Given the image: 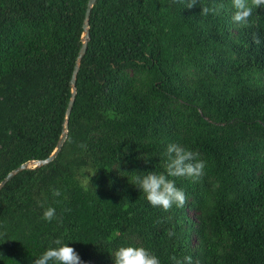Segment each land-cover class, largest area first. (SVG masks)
Masks as SVG:
<instances>
[{
    "label": "trees",
    "instance_id": "1",
    "mask_svg": "<svg viewBox=\"0 0 264 264\" xmlns=\"http://www.w3.org/2000/svg\"><path fill=\"white\" fill-rule=\"evenodd\" d=\"M87 2L0 0V181L57 145ZM186 3L93 4L64 142L0 190V264H33L56 239L82 264L127 245L160 264H264V6L242 26L231 0ZM170 143L206 166L170 177L187 202L165 211L131 183L164 171Z\"/></svg>",
    "mask_w": 264,
    "mask_h": 264
},
{
    "label": "clouds",
    "instance_id": "2",
    "mask_svg": "<svg viewBox=\"0 0 264 264\" xmlns=\"http://www.w3.org/2000/svg\"><path fill=\"white\" fill-rule=\"evenodd\" d=\"M199 0H187L186 8L191 9ZM233 9L232 20L234 23L247 26L253 16V9L264 6V0H231ZM223 5L217 6L215 2L209 6L201 7V13L205 16L209 14H219ZM259 43V40H256ZM81 148L86 145L81 144ZM167 162L163 172L146 171L136 172L132 180V185L140 189L153 207H161L168 211L173 204L183 207L187 202L185 192L178 188L174 179L170 177H189L194 181L199 180L204 175L206 162L199 159V153L187 150L182 146L170 143L166 148ZM147 162V161H146ZM92 175H95L93 173ZM91 175V176H92ZM89 177L84 178V183H90ZM53 196H60L59 188L52 189ZM43 207V205H41ZM69 211V209H65ZM56 218V209L47 207L43 211L42 219L51 222ZM174 233L169 232V235ZM56 247H48L38 258L34 259L33 264H82L81 258L76 250L64 243L61 239L53 241ZM114 264H160L159 258L150 250L143 246L127 245L119 247L113 256ZM174 264H192L191 256L184 260L171 257Z\"/></svg>",
    "mask_w": 264,
    "mask_h": 264
},
{
    "label": "water",
    "instance_id": "3",
    "mask_svg": "<svg viewBox=\"0 0 264 264\" xmlns=\"http://www.w3.org/2000/svg\"><path fill=\"white\" fill-rule=\"evenodd\" d=\"M96 2V0H88L87 2V6L84 12V18H83V34H82V44L79 48L77 57L75 59V64L73 67V72H72V76H71V80H70V84H71V95L67 104V108L65 110V116H64V122H63V130L62 133L58 139L57 145L55 147V149L53 150V152L46 158L44 159H38V160H31V161H27L25 163H22L21 165H19L18 167L12 169L10 172H8L5 177L0 181V190L1 188L6 184L7 181H9L15 174H17L19 171L26 169V168H30V167H35V166H42L45 165L47 163H49L50 161H52L54 159V157L57 155V153L59 152L64 139L66 137V131H67V125H68V116L70 113V109L71 106L73 104L74 101V97H75V93H76V74L77 71L79 69L80 66V60L83 56V54L86 51L87 48V41L89 39V17H90V11L91 8L93 6V4Z\"/></svg>",
    "mask_w": 264,
    "mask_h": 264
}]
</instances>
